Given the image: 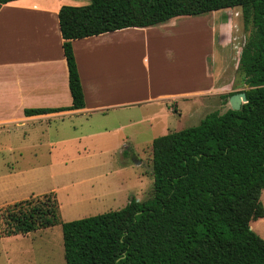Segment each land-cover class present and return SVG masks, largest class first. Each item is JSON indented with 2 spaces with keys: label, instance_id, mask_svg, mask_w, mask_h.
Instances as JSON below:
<instances>
[{
  "label": "trees",
  "instance_id": "obj_1",
  "mask_svg": "<svg viewBox=\"0 0 264 264\" xmlns=\"http://www.w3.org/2000/svg\"><path fill=\"white\" fill-rule=\"evenodd\" d=\"M9 1L0 0V6ZM230 7H240L244 25H251L237 67L247 101L154 138L149 197L131 196L119 209L60 222L65 264H264V238L250 228L264 216V0H89L61 6L68 109L84 106L72 39ZM58 211L55 194L14 203L1 235L51 227Z\"/></svg>",
  "mask_w": 264,
  "mask_h": 264
},
{
  "label": "rangeland",
  "instance_id": "obj_2",
  "mask_svg": "<svg viewBox=\"0 0 264 264\" xmlns=\"http://www.w3.org/2000/svg\"><path fill=\"white\" fill-rule=\"evenodd\" d=\"M78 2L82 5L89 0ZM250 31L251 25H244L240 7L224 8L180 20L176 28L148 31L149 49L138 41L136 47H141L142 54L132 53V58H138L133 67L124 63L122 53L117 74L124 92L132 85L141 95L145 86L155 84L159 77L166 82L168 91L208 89L213 86L212 74L218 88V94L204 93L201 99L188 97L159 106L136 105L138 122L123 131L131 134L126 145H118L119 132L110 130L92 139L60 140L51 145L24 144L18 132L11 136L1 133L0 264H65L60 222L119 209L131 196L137 200L149 197L153 139L196 125L208 112L222 113L230 108L229 96L224 95L244 89L237 67ZM138 35L143 38L142 33ZM71 130L67 125L50 133L62 139ZM132 154L137 155V160H132ZM53 191L59 206L53 226L24 235H1L9 207L24 200L34 203L51 198ZM260 200L264 207V189ZM250 228L264 238V216L252 220Z\"/></svg>",
  "mask_w": 264,
  "mask_h": 264
},
{
  "label": "crops",
  "instance_id": "obj_3",
  "mask_svg": "<svg viewBox=\"0 0 264 264\" xmlns=\"http://www.w3.org/2000/svg\"><path fill=\"white\" fill-rule=\"evenodd\" d=\"M78 3V0H12L0 6V134L11 136L18 132L21 143L51 145L60 140L92 139L110 130L119 132L118 145H126L131 134L123 131L137 124L136 105L159 106L171 99H201L204 93L218 94L213 74L210 76L213 86L203 90L196 87L191 91H168L166 82L159 77L155 84L149 82L141 95L132 85L123 91L121 76L117 74L122 53L124 63L132 66L138 59L131 56L138 41L149 49L148 31L176 28L180 20L198 16L178 15L153 26L128 27L72 39L84 106L68 109L72 97L58 11L63 5L77 6ZM152 84L154 92L150 90ZM41 108L61 110L24 114L25 109ZM167 109L171 110L168 105ZM64 117L68 118V124ZM67 125L72 130L62 139L51 136V130ZM134 159L137 160L136 154H132Z\"/></svg>",
  "mask_w": 264,
  "mask_h": 264
},
{
  "label": "water",
  "instance_id": "obj_4",
  "mask_svg": "<svg viewBox=\"0 0 264 264\" xmlns=\"http://www.w3.org/2000/svg\"><path fill=\"white\" fill-rule=\"evenodd\" d=\"M248 85L245 86V89H248ZM247 101L245 91H238L231 94L228 98V102L231 109L238 110L241 107L242 103Z\"/></svg>",
  "mask_w": 264,
  "mask_h": 264
},
{
  "label": "bare ground",
  "instance_id": "obj_5",
  "mask_svg": "<svg viewBox=\"0 0 264 264\" xmlns=\"http://www.w3.org/2000/svg\"><path fill=\"white\" fill-rule=\"evenodd\" d=\"M217 18V17H216ZM206 32V31H205ZM144 37V36H143ZM207 37V36H206ZM140 38H141V36H140ZM135 48V49H134ZM133 49H132V53H136L138 56H140L141 54H142V50H141V47H134ZM147 50V49H146ZM182 57V56H181ZM186 59V58H185Z\"/></svg>",
  "mask_w": 264,
  "mask_h": 264
}]
</instances>
